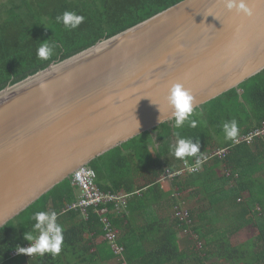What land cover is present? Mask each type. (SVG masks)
<instances>
[{"label":"trees","instance_id":"trees-1","mask_svg":"<svg viewBox=\"0 0 264 264\" xmlns=\"http://www.w3.org/2000/svg\"><path fill=\"white\" fill-rule=\"evenodd\" d=\"M180 1L0 0V91ZM64 11L85 19L76 29H66L56 21ZM44 42L55 44L47 60L37 56ZM190 119L195 127L186 122L178 129L173 118L87 164L100 190L128 195L123 212L108 204L106 213L120 233L126 264H206L213 258L221 264H264V138L250 145L233 143L264 121V70L195 107ZM232 119L238 123V135L226 139L223 124ZM178 135L198 139L200 152L175 157L171 146ZM224 147L229 148L224 158H209L199 172L175 176L168 180L169 190L163 189L159 179L166 170ZM76 197L69 177L2 226L0 264H120L106 241H97L104 230L94 208L87 209L86 219L78 211L62 213ZM189 199L195 204L187 209V218L174 215V208ZM39 211L59 214L57 223L64 229L61 252L10 258L13 249L29 242L24 233L37 235L32 216ZM246 226L254 227L256 234L233 243L232 235Z\"/></svg>","mask_w":264,"mask_h":264},{"label":"water","instance_id":"water-1","mask_svg":"<svg viewBox=\"0 0 264 264\" xmlns=\"http://www.w3.org/2000/svg\"><path fill=\"white\" fill-rule=\"evenodd\" d=\"M251 14L182 0L0 91V228L79 166L264 70V0Z\"/></svg>","mask_w":264,"mask_h":264},{"label":"clouds","instance_id":"clouds-1","mask_svg":"<svg viewBox=\"0 0 264 264\" xmlns=\"http://www.w3.org/2000/svg\"><path fill=\"white\" fill-rule=\"evenodd\" d=\"M223 6L228 11L235 10L237 13L246 15L251 14V9L248 7L247 0H222ZM85 17L77 14L74 11H64L56 17L58 23H62L66 29H76L83 23ZM55 48L54 43H41L37 49V56L42 60L49 59L53 54ZM167 102L173 109L174 126L182 128L186 122L191 127L196 126V121L190 119L193 108V96L188 89L181 83H174L170 86L167 94ZM238 123L235 119L225 122L223 124V131L226 139H233L238 135ZM171 151L177 158H185L196 156L200 152V144L197 139L195 142L193 138H183L177 136L176 143L171 146ZM35 221L33 231L37 235L31 233L25 234L24 237L30 242L27 247L17 246L18 253H25L27 255L39 254L43 256L46 253L52 255H59L63 244V227L57 223V214L55 211H39L32 216Z\"/></svg>","mask_w":264,"mask_h":264},{"label":"built area","instance_id":"built-area-1","mask_svg":"<svg viewBox=\"0 0 264 264\" xmlns=\"http://www.w3.org/2000/svg\"><path fill=\"white\" fill-rule=\"evenodd\" d=\"M256 138H264V121L261 124L249 132L246 135L235 138L233 143L236 144L238 142H245L250 145ZM229 148H216L213 149L206 157L198 158L194 160L193 163H189L187 161L183 162L181 168L170 171L166 170L160 177L161 180H169L175 176H181L185 174H192L199 172L204 163L211 157L224 158L229 153ZM228 174V173H227ZM71 184L77 188V197L76 199L67 204L63 209L62 213L73 210L78 211L83 218H87V209L94 208L96 213L100 216V222L102 223L104 234L103 239L110 246L115 257L120 261V264H126V260L124 259L123 252L124 247L118 243L119 231L115 228L111 221L106 216L108 213V204H113L114 209L118 212H123L127 205V194H113L111 192H104L100 190L96 183V173L95 171L89 167L88 165L79 166L77 169L73 171L70 176ZM101 206L100 208H98ZM57 217H58V213ZM176 216L179 218H187V210L186 209H177ZM30 242H25L21 244L19 247H27ZM39 254L27 255L25 253H18L16 248L13 249L9 257H19L24 256L26 258H34Z\"/></svg>","mask_w":264,"mask_h":264},{"label":"rangeland","instance_id":"rangeland-1","mask_svg":"<svg viewBox=\"0 0 264 264\" xmlns=\"http://www.w3.org/2000/svg\"><path fill=\"white\" fill-rule=\"evenodd\" d=\"M162 183V187L165 191L169 190L170 185L168 180H161ZM195 204V201L193 199H189L188 201H185V203H181L180 202V207L178 209H188L189 207H191V205ZM177 208V207H176ZM176 208H174V215L176 214ZM120 234V233H119ZM256 234V229L252 226H246L244 228H242L240 231H238L237 233H235L234 235H232L231 237V241L233 243H241V242H245L246 240L250 239L252 236H254ZM179 236H182L181 234H179ZM197 247L199 248V244H197ZM113 263V262H111ZM221 264L219 261H216V258H213L209 261H206V264ZM114 264V263H113Z\"/></svg>","mask_w":264,"mask_h":264},{"label":"crops","instance_id":"crops-1","mask_svg":"<svg viewBox=\"0 0 264 264\" xmlns=\"http://www.w3.org/2000/svg\"><path fill=\"white\" fill-rule=\"evenodd\" d=\"M102 239H103V237L97 239V241H100V240H102ZM19 264H25V263L21 262V263H19Z\"/></svg>","mask_w":264,"mask_h":264}]
</instances>
